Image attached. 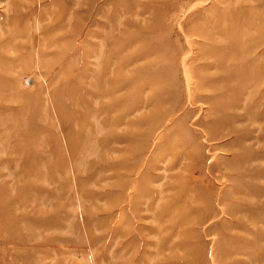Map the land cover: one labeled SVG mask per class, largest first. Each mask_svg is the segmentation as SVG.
<instances>
[{"label": "rangeland", "instance_id": "obj_1", "mask_svg": "<svg viewBox=\"0 0 264 264\" xmlns=\"http://www.w3.org/2000/svg\"><path fill=\"white\" fill-rule=\"evenodd\" d=\"M0 264H264V0H0Z\"/></svg>", "mask_w": 264, "mask_h": 264}, {"label": "bare ground", "instance_id": "obj_2", "mask_svg": "<svg viewBox=\"0 0 264 264\" xmlns=\"http://www.w3.org/2000/svg\"><path fill=\"white\" fill-rule=\"evenodd\" d=\"M230 23L232 24V22H230ZM228 24H229V23H228ZM233 26H234V25H233ZM181 31H182V30H181ZM228 36H230V34H229ZM227 40H228V39H227ZM236 40H237V39H236ZM234 42H235V41H234ZM235 45H236V44H235ZM245 45H246V44H245ZM236 46H237V45H236ZM239 46L242 47V45L239 44V41H238V47H239ZM243 46H244V44H243ZM245 47H246V46H245ZM230 48H231V47H230ZM235 48H236V47H235ZM237 49H238V48H237ZM241 49H243V48H241ZM231 50H233V49H231ZM244 50H246V48H245ZM233 51H235V53L237 52V50H233ZM233 51H232V52H233ZM243 52L246 53L247 51H243ZM245 53H244V54H245ZM230 54H232V53L230 52ZM238 54L241 55V53H239V52H238ZM242 55H243V53H242ZM186 57H187V56H186ZM236 60H237V59H236ZM233 61H234V59H233ZM233 61H232V62H233ZM244 61H246V60H244ZM183 62H184V61H183ZM242 63H243V62H242ZM224 65H225V64H224ZM231 66H232V65H231ZM231 66H230V67H231ZM243 66H244V65H243ZM232 68H233V67H232ZM241 68H243V67H241ZM246 73H247V72H246V69H245V74H246ZM184 74H185V73H184ZM241 74H242V73H241ZM244 76H245V75H244ZM244 76H242V77H244ZM242 77H241V78H242ZM237 79H238V78H237ZM237 79H236V80H237ZM239 79H240V76H239ZM244 79H245V78H244ZM244 79H243V80H244ZM234 80H235V79H234ZM236 80H235V81H236ZM241 81H242V80H241ZM241 81H240V82H241ZM229 82H230V80H229ZM233 82H234V81H233ZM236 82H237V81H236ZM240 82H239L238 84H240ZM101 85H102V84H101ZM241 87H242V86H241ZM238 88H240V86H239ZM240 90H241V89H240ZM187 93H188V92H187ZM238 94H240L239 91H238ZM243 95H244V94H243ZM237 96H238V95H237ZM234 97L237 98L236 96H234ZM237 100H238V99H237ZM232 101H234V100H232ZM235 103H236V101H235ZM200 104H201V103H200ZM247 105H249V104H247ZM201 106H202V105H201ZM194 108H195V107H194ZM237 108H238V107H237ZM240 108H241V107H240ZM250 108H251V107H250ZM235 109H236V108H235ZM101 110H102V109H101ZM247 110H248V109H247ZM140 118H141V117H140ZM195 118H196V117H195ZM75 140H76V139H75ZM73 142H74V141H73ZM107 145H108V144H107ZM125 171H126V170H125ZM136 189H137V186H136ZM129 192H130V191H129ZM123 203H124V202H123ZM150 209H151V208H150ZM142 210H143V209H142ZM163 216H164V215H163Z\"/></svg>", "mask_w": 264, "mask_h": 264}]
</instances>
